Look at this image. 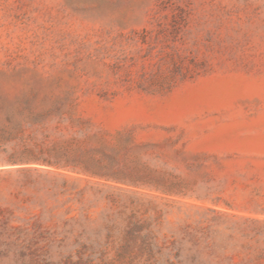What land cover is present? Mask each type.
Segmentation results:
<instances>
[{
	"label": "rangeland",
	"instance_id": "rangeland-1",
	"mask_svg": "<svg viewBox=\"0 0 264 264\" xmlns=\"http://www.w3.org/2000/svg\"><path fill=\"white\" fill-rule=\"evenodd\" d=\"M0 264H264V0H0Z\"/></svg>",
	"mask_w": 264,
	"mask_h": 264
},
{
	"label": "trees",
	"instance_id": "trees-1",
	"mask_svg": "<svg viewBox=\"0 0 264 264\" xmlns=\"http://www.w3.org/2000/svg\"><path fill=\"white\" fill-rule=\"evenodd\" d=\"M22 157H24L25 155H32V152L28 149L24 150L22 153H21ZM11 159H14V158H11ZM28 159V158H26ZM23 161H29V160H25V158H20V159H16L13 160L14 163H18V162H23Z\"/></svg>",
	"mask_w": 264,
	"mask_h": 264
}]
</instances>
